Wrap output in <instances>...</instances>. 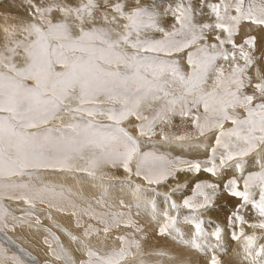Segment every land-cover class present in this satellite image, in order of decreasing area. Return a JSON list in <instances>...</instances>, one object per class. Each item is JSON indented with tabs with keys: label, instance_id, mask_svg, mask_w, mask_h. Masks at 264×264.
Instances as JSON below:
<instances>
[{
	"label": "snow or ice",
	"instance_id": "snow-or-ice-1",
	"mask_svg": "<svg viewBox=\"0 0 264 264\" xmlns=\"http://www.w3.org/2000/svg\"><path fill=\"white\" fill-rule=\"evenodd\" d=\"M27 8L28 19L0 28V264H26L21 253L29 254L23 248L11 251L6 245L15 241L7 233L40 225L37 205L48 209L49 220L53 212L73 217L81 230L75 236L53 225L77 246L70 249L45 229L51 261L145 264L142 244L135 238L144 232L139 226L131 237L116 236L117 247L89 242L101 233L108 238L122 224L133 227L130 213L97 211L91 203L81 206L72 199L82 198L79 192L46 182L45 174L76 178L84 173L95 182L105 167L122 168L129 179L134 176L151 187L180 171L203 170L218 177L233 170L240 175L222 183H196L193 195L183 199L189 210L184 219L194 229L190 240L178 227L180 206L170 195L164 196L166 208L160 211L156 198L161 194L155 187L151 198L138 183L128 187L137 201V215L141 208L150 210L159 235L211 252L209 264H221L216 253L224 250L223 230L216 226L206 232L198 213L211 209L218 196L241 201L229 215V225L246 224L240 212L250 207L258 220L248 227L264 231V3L173 0L162 7L144 0H27ZM169 17L174 23L166 28ZM243 23L261 30L259 43L256 35L241 34ZM83 115L111 123L94 124ZM175 116L193 130L175 136L177 141L202 147L194 142L215 134L203 168L199 162L141 152L139 141L122 127L134 117L142 122L135 126L139 135L150 137L158 123L171 125ZM53 122L59 126L50 127ZM161 138L167 141L169 136L162 131ZM254 153L259 171L245 175L247 158ZM5 200L15 203L21 215H12ZM96 203L105 206L103 198ZM121 206L127 205L121 201ZM209 235L215 244L208 243ZM232 238H243L246 264H264V244H258L255 231L246 235L241 228ZM171 259L173 264H189Z\"/></svg>",
	"mask_w": 264,
	"mask_h": 264
},
{
	"label": "bare ground",
	"instance_id": "bare-ground-1",
	"mask_svg": "<svg viewBox=\"0 0 264 264\" xmlns=\"http://www.w3.org/2000/svg\"><path fill=\"white\" fill-rule=\"evenodd\" d=\"M159 1L166 3L173 2V0ZM245 1L247 5L251 2V0ZM72 2L76 3L79 2V0H72ZM153 2H155V0H151V3ZM255 3L259 5L261 3H264V0H255ZM23 19H28L27 0H0V28H2L6 23H12ZM201 19L207 20L208 17H202ZM173 23L174 21L169 17L164 21V26L166 28H170ZM248 32H250V34L252 35H256L258 37L259 43V37L262 35L261 30L255 28V26H250L247 23H243L241 25V34ZM152 37L159 39L160 35L154 33ZM182 66L183 64H181V67ZM179 122H181V120L177 119L176 123ZM53 123L54 125H59L58 122ZM188 124L186 123V120L182 119L181 125L176 127V135H184L185 133L192 132L193 130L190 127L188 128ZM227 126L230 125H226V127ZM172 139H175V137ZM213 140H215V134H209L205 138V140L200 138L199 141H195L194 143H199L205 148L206 145H211ZM147 143L148 142H146V140L143 143L141 142V147H149L150 145L148 146ZM160 143H164V145H166L167 147L168 145H170L166 150L170 151L171 156H173L174 153H177V155L185 156V159H187V161L192 160V162H195L197 157H201V160L204 161L207 157V155L206 157H204L201 150H199L200 147L191 146L193 142L172 140L170 142ZM182 145L185 146L182 147ZM157 150L159 149L157 148ZM165 153L168 154V152ZM255 157L256 154L253 155V159L251 160H248L247 158V167L251 168V166H254L256 168H259V166L255 163ZM184 167L186 168V166ZM122 172L123 171H121V169L119 168L105 167L102 172L98 174V177H104V180H107L109 178H114L117 180H123L128 178L127 174ZM193 173L194 172L190 171H180L176 174V177L174 179L170 178L169 181L165 184H161L159 186H151V189L152 187H155L157 191L162 193L159 197L156 198L158 210L163 211L166 208V205L163 202L165 195H170L172 199L176 201L177 205H179L183 209V199L193 195L195 190V184L197 183V181H201L200 183H214L217 182L218 178L222 175L223 179L220 181L222 183L227 180L226 177L232 175V173L234 174L235 172L232 170L222 171L218 177H214L206 172H201L197 176L196 181L191 178V176H193ZM58 175L45 174V180L46 182L53 183L56 185H63L66 189L70 188L72 192H79L80 197L82 198L72 196V199L76 200L77 204L83 206L87 203H91L92 206L97 209V211L107 210L108 212H124L125 210H128L131 213V217L135 221V225L133 227H125L122 224L119 228L114 229L111 233H109L108 238H105L102 233L99 238L93 236L89 241L93 247H100L101 245H106L107 247H117L119 242L115 240L116 236L127 235L131 237L135 233V227L139 226L144 229V232L135 233V238L140 240L142 244V251L144 253L143 258L145 264H173V259L171 258L175 257L187 260L189 264H209V260L212 255L211 252H200L191 248L190 246H185L179 243L177 240H173L170 236L159 235V224L157 221H153L151 219V216L149 214L150 210H145L141 208L140 215H137V201L128 186L123 185L120 188H115L114 184L109 183V186H107L105 189L99 186V182L98 184H95L93 186L91 179L88 178L86 175H83L82 173L76 174V178H72V176H65L64 174L59 173ZM234 175L237 177L239 176L236 174ZM189 178H191V180H193L194 182L190 183V187L188 189H183L184 191H182L181 188H179V185L182 182L181 180L188 181ZM131 181L141 184L142 186L147 185L142 180L137 179L134 176L131 178ZM241 184L242 180L240 181V185ZM174 185H178L175 187H177L176 189L181 191L177 192V190L174 189L175 192H173ZM122 188H125L126 190L122 191ZM145 193L148 198H151L153 195L152 192ZM101 198H103L105 201L104 207H101L96 203V201ZM121 201H123L124 204L127 206L122 207ZM3 203L5 206L8 207L12 215L17 217L21 215V212L17 210V205L15 203L11 201H3ZM239 204H241V201L237 198H233L227 195H220L218 196L214 204L217 208L208 210V212H206L204 215L205 219H210L214 221L218 226H220V228L225 226V230L222 229L223 231L221 234V244L224 250H217L216 253L219 259L221 260V264H246V262L242 259L241 255L243 238H241V240L233 239L232 233L234 231L239 234L240 229L243 228L246 235H252L255 231V235L257 236V242H259L258 244H264V231L260 229L253 230L252 228L248 227V224L255 223L258 220V217L255 215V213L250 207L247 209H242L240 212V214L244 217L245 221H247L246 224L240 225L239 223H237L235 226L229 225L228 217L231 213L236 210ZM20 206L24 207L22 203ZM34 211L36 215L40 217L42 223L40 225H34L32 228H29L27 225H25L24 227L17 228L15 232L7 233V235L10 236L13 241H15V243L6 246L10 247L11 251H17L18 248H23L25 250V253H29V255H25L24 258L26 264H28L31 259H33L31 257L36 258L37 263L39 264H50V262L51 264H61V262L58 261H51V257L48 255V247L44 243V240L46 236H49V233L46 232L45 229H51V232L55 236L59 237L58 243L64 244L70 249H75L77 246L75 244H71L68 237L64 235L62 231L58 230L56 227H53V225H59L62 229L75 236H80L81 230L75 227V219L69 215L53 212V219L49 220L46 216L48 209L45 206L37 205ZM180 213L181 211H179L178 215H180V217L182 218L183 215ZM85 219L87 220V218ZM9 222L11 223V221ZM185 223L186 222H180L178 224V227L183 233L184 239L190 240L194 229L193 226H191L190 228L184 227L183 224ZM203 228L208 233H211L215 230V226L209 223H206ZM141 236H144V239H141ZM2 239L4 240L3 236ZM207 241L210 244L216 243L214 237L210 235L207 237ZM14 245H17L18 248ZM159 253H165L166 255H159ZM76 255L78 257H82V253L77 252ZM27 258L29 262L27 261Z\"/></svg>",
	"mask_w": 264,
	"mask_h": 264
},
{
	"label": "rangeland",
	"instance_id": "rangeland-1",
	"mask_svg": "<svg viewBox=\"0 0 264 264\" xmlns=\"http://www.w3.org/2000/svg\"><path fill=\"white\" fill-rule=\"evenodd\" d=\"M144 2L145 3H151V0H144ZM156 5H159V6H166V5H168L169 3H171V2H169V3H166V2H161V1H159V0H155V2H154ZM245 5L247 6V3H246V1H245ZM17 15V14H16ZM15 15V16H16ZM153 34L154 33H149V35L150 36H153ZM157 34H159V33H157ZM160 35V34H159ZM183 54H181V56H182ZM180 64H183V66H182V68L183 67H185V62H184V60L183 59H181L180 60ZM103 107H108V105H104ZM82 119L83 120H92V122L94 123V124H100V125H108V124H110L111 122L110 121H108L107 119H105V118H102V117H88L87 115H83L82 116ZM177 119L178 120H181V122H182V118L181 117H179V116H175V117H173L172 118V123H171V125H165V124H160V123H158L156 126H155V134L154 135H151L150 137L149 136H140L139 135V132L137 131V129H136V125H138V124H140V123H142L141 121H137V120H135V118L134 117H131V118H129L128 120H126V121H124L123 122V124H122V127H124V128H126V130L131 134V135H135L134 137L139 141V143H143V142H145V140H146V142H148L147 144H148V146L149 147H141V144H140V151L141 152H154V153H156V154H158V155H163V156H166V157H168V158H170V159H177V160H187V159H185V156H180V155H177V153H174L173 154V156H171V153H170V151L169 150H166L170 145H168V147L166 146V145H164V143H160V142H170V141H172V140H175V139H172V138H174L175 136H178V135H176V133H177V130H176V127L177 126H179V125H181V122H179V123H176V121H177ZM186 123L188 124L189 122L188 121H186ZM59 125H57V124H55L54 125V123H52L51 125H50V127H58ZM191 128V125H190V123L188 124V128ZM227 127H230V126H227ZM191 130V129H190ZM163 131V133L164 134H167L168 136H169V139L167 140V141H165V140H163L162 138H161V132ZM150 139V140H149ZM158 139H160V140H158ZM170 139H172V140H170ZM203 140H205V138H202ZM150 143V144H149ZM156 143V144H155ZM186 144V143H185ZM214 144H215V140H213L212 141V143H211V145H206V147L204 148L203 146L202 147H200V149L199 150H201V152H202V154L204 155V157H206V155H207V157H206V159L203 161V160H201V157H197L196 158V161L195 162H199V163H201V165H202V168H203V166H204V164H205V162H206V160H209L210 158H211V147L212 146H214ZM166 146V147H165ZM183 146H185V145H182V147ZM159 149V150H157V148ZM161 149H162V151H161ZM192 150H197V149H192ZM209 150H210V153H209ZM165 152H168V154L167 153H165ZM205 153V154H204ZM255 154V153H254ZM253 154V155H254ZM253 155L252 156H250V157H248V160H251V159H253ZM191 162H192V160H190ZM119 169H121V171H123V169L122 168H119ZM233 171V170H232ZM259 171V168H256V167H254V166H251V168L250 167H247V165H246V168H245V175H247L249 172H258ZM124 172V171H123ZM122 172V173H123ZM201 172H204L203 170L201 171ZM200 172V173H201ZM121 173V174H122ZM125 173V172H124ZM200 173H193V176H191V178L192 179H194V181H196L197 180V176L200 174ZM83 175H85L84 173H82ZM234 174H236V175H240L239 173H234ZM234 174L232 173V175H230V176H228V177H226L227 179H229V178H232L233 176H234ZM56 175H58V174H56ZM59 176V175H58ZM61 176V175H60ZM104 177H98L97 178V181H93V180H91L92 181V183H93V186L95 185V184H98V182L101 184H104V185H106V186H109V183L110 184H114V186H115V188L116 187H118V188H120L121 186H123V185H125V186H128L130 183H135V182H133V181H131V179H129V178H126V179H123V180H117V179H114V178H109V179H107V180H104L103 179ZM191 178H189V180L188 181H186V180H181L182 182H181V184L179 185L180 187L179 188H181V190L182 191H184L183 189H188L189 187H190V183L191 182H194L193 180H191ZM223 179V176L221 175V177H219L218 178V180L219 181H221ZM88 180V179H87ZM190 181V182H189ZM201 181H197V183H200ZM141 185V184H140ZM175 186H178V185H174V187H173V192H175L174 191V189L175 190H177V192L178 191H181V190H178V189H176L177 187H175ZM141 187H142V189H143V191L144 192H152V189H151V187L150 186H148V185H145V186H142L141 185ZM240 188H241V190H242V188H243V182H242V184L240 185ZM123 190H126L125 188H122V191ZM159 192V191H158ZM160 194H162V193H160ZM5 201H7V200H5ZM225 204V203H224ZM224 204H219V205H224ZM214 207V208H213ZM211 209H215V208H217L216 207V205H214ZM208 210H210V209H208ZM208 210L207 211H203L202 213H198V215H200L201 216V218L203 219V221L205 222L203 225H202V227H204L205 226V224L206 223H209V221H211V223H209V224H211V225H213V226H218L214 221H212V220H210V219H205L204 218V215H205V213L206 212H208ZM107 211V210H106ZM126 211H127V213H130L128 210H125L124 212L126 213ZM179 211H181V213L180 214H182L183 215V217L181 218L180 217V215H178V221H179V223L181 222H186L185 221V219H184V217L185 216H187L188 214H189V210L188 209H185V208H181L180 207V209H179ZM131 214V213H130ZM173 215H177L176 213H172ZM131 219L134 221V219L131 217ZM178 223V224H179ZM36 226V225H35ZM183 226L184 227H187V228H190L192 225H190V224H188L187 222L185 223V224H183ZM220 227V226H219ZM221 229H223V230H225V226H223ZM258 230V229H257ZM2 236L4 237V234L3 233H0V241L2 242L3 241V239H2ZM260 240V239H259ZM259 243V242H258ZM15 247H17L18 248V246L17 245H14ZM15 251V250H14ZM29 254V253H28ZM21 255L23 256L24 254L23 253H21ZM31 255V254H30ZM23 258H25V255H24V257ZM31 258H33V259H31V261L29 262L28 261V258H27V261L29 262L28 264H39V263H37V260H36V258H34V257H31ZM36 260V261H35Z\"/></svg>",
	"mask_w": 264,
	"mask_h": 264
}]
</instances>
